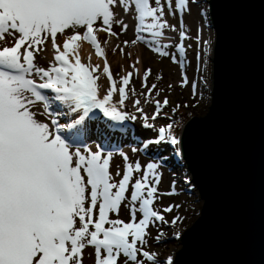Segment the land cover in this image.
<instances>
[{
	"label": "snow or ice",
	"instance_id": "1",
	"mask_svg": "<svg viewBox=\"0 0 264 264\" xmlns=\"http://www.w3.org/2000/svg\"><path fill=\"white\" fill-rule=\"evenodd\" d=\"M173 3L181 16L180 42L170 52L173 45L160 40L165 29L176 31V26L164 19L161 0H0V264H83L88 247L93 249L89 256L94 257V264H164V258L158 259L145 246L150 226L181 220L176 216L166 221L164 216L179 205L162 211L155 207L160 195L176 194L175 186L159 193V163L150 162L142 169L140 162H128L124 153L122 177L115 182L110 171L113 153L102 146L95 151L89 147L84 141V124L96 109L113 121L135 120L122 110L130 94H136L134 78L147 90L141 93L146 102L155 104L153 119L162 105H168L167 97L162 102L152 100L157 89L155 83L148 85L152 69L146 68L140 77L138 57L130 65L131 71L114 78L103 46L108 41L102 44L98 34L118 38L129 25L117 19L115 8L134 11L135 38L123 44L142 42L183 70L184 42L189 38L183 14L190 11V0H167L170 11ZM115 27L120 28L119 33ZM58 36L64 37L62 44ZM49 41L53 58L47 67L40 66L37 56L47 51ZM84 42L104 60L102 72L90 56L88 63L82 62ZM117 50L131 56L120 45L113 49ZM102 77L108 86L101 96ZM188 83L184 73L181 85ZM191 87L196 95L197 84L193 82ZM45 90L54 95H46ZM54 102H59L55 108ZM133 103L143 113L141 101ZM61 117L71 122L61 123ZM144 119V126L152 129L146 123L148 117ZM66 129L75 131L66 138L62 134ZM162 142L181 144L173 124L160 127L158 138L144 146ZM136 173L141 175L134 179ZM122 205L130 215L128 222L111 218L112 214L119 217ZM166 264H173L172 257H167Z\"/></svg>",
	"mask_w": 264,
	"mask_h": 264
},
{
	"label": "water",
	"instance_id": "2",
	"mask_svg": "<svg viewBox=\"0 0 264 264\" xmlns=\"http://www.w3.org/2000/svg\"><path fill=\"white\" fill-rule=\"evenodd\" d=\"M202 16L204 90L178 137L192 185L173 264H264V0H202Z\"/></svg>",
	"mask_w": 264,
	"mask_h": 264
},
{
	"label": "rangeland",
	"instance_id": "3",
	"mask_svg": "<svg viewBox=\"0 0 264 264\" xmlns=\"http://www.w3.org/2000/svg\"><path fill=\"white\" fill-rule=\"evenodd\" d=\"M167 0H161L162 5L165 7V14L167 10ZM174 4V3H173ZM175 8V7H174ZM190 11H185L183 14L184 20V28L188 33L189 38L184 42L187 50V56L185 58V68L181 70L179 65L171 62L170 58H165L164 61L168 64V68L160 67V68H152V75L148 79V85L151 86L153 83L157 85V89L154 90L152 95V100H160L161 102L165 97L168 98V105H162L160 109V114L153 119L155 115V104L146 102V96L141 95V93L146 92L147 90L141 87L140 79L136 78L133 81V84L136 88L135 96L130 94L129 99L125 102L123 106V111L127 112L130 115H134L136 117L135 120L126 119L124 121H113L108 117H105L103 113L96 109L93 110V113L89 114V117L85 118V123H88V130L91 131L92 124L99 122L98 129L100 131V136L103 141L98 138H90L91 142L86 141L88 146H93L95 149L97 146H102L106 151H111L113 153L111 160L110 171L113 175L114 181L118 182L121 177L125 167V161L121 156V153H124L128 156V162L135 163L140 162L142 165V169L146 167V165L150 162L159 163L160 167L158 169L161 174V182L158 186L159 193L164 194L171 191L172 187L175 186L176 194L175 195H160V199L156 202L155 207L160 209L169 205H179V207H174L173 211L170 213H164L166 221L173 220L176 216L181 217V220L176 224L171 223H159L150 226L149 228V236L148 244L145 246V249L150 252H156L158 259L164 258V264H166L167 257H172L174 260L177 256L178 251L182 248V237L186 232V224H187V216H188V208H189V200L191 193V177L188 174L187 168L184 165L183 159L180 157L179 153L176 151V146L170 145V149L161 152V154L156 155L157 148L154 143L148 144L147 148H145V144L150 140H155L158 134V129L162 126L168 124V121H175L181 116L189 115V119L182 122V126L180 127L179 134L184 127V125L194 116H200L201 114V106H202V98H203V90H204V52H203V16H202V0H195L192 2L190 0L189 3ZM118 15L119 19H123L125 23L130 24L131 31L133 28V32L135 29V24L133 20L135 19L134 11L125 13L122 7H118ZM176 16L170 21L166 15L164 19L168 20L170 25L176 26V31H173L171 28H168L169 31L174 32L172 37H162L161 43H170L173 45L172 48L168 50L170 52H175V45L180 42L179 40V31H180V13L175 9ZM147 36V33H145ZM197 36H199V40H197ZM111 38L107 40V44H103V46L108 47L109 45H114L116 48L117 45L125 48V53H131V56L127 55V59L129 60V70L131 71L130 65L133 64L136 60L132 59V51L131 47H127L124 44L121 45V38L116 39ZM104 40V41H105ZM125 41V40H123ZM138 43V42H137ZM136 43V44H137ZM49 45V49L51 50V54L48 57V62L53 58V51L51 42H47ZM89 45V53L88 51H83L84 56L82 57V62L88 63L89 56L91 57V63L96 65H100V71L102 72L104 60L96 55L94 48ZM190 45V47H189ZM201 54V59L197 60V54ZM112 57H108L107 59L110 63V67L112 62H118L119 58L123 55L118 51H112ZM138 57V56H137ZM44 58V52L37 56V62L40 66L47 67L48 62L42 61ZM112 58L113 61H112ZM164 58V57H163ZM179 58V57H178ZM45 59V58H44ZM112 61V62H111ZM140 77L143 76L144 70L141 69V66L138 64ZM164 68V69H162ZM116 78L119 76L125 75L128 72L127 68H123L119 66V64L115 67ZM186 73L188 77L189 83L186 86L181 85L182 75ZM161 76L162 78L157 80L156 77ZM195 82L197 84L196 95H193L192 92V83ZM99 83L104 85V88L101 89V96L105 94V90L108 84L106 77H102ZM171 85V87H169ZM156 92L160 94L155 95ZM50 93V92H49ZM54 95V94H52ZM118 99V97H116ZM135 99H139L141 101L139 107L144 111L143 113L138 112L136 106L133 101ZM59 103V102H58ZM42 107V106H41ZM179 111V114H175V111ZM145 116L148 117L146 123L152 124L153 128L148 129L144 126L145 124ZM85 125V124H84ZM178 134V137H179ZM107 146H103L104 143ZM169 150H171L169 152ZM169 154L172 156L171 160L161 159L162 156ZM163 156V157H164ZM119 171L121 176H117L116 173ZM141 173H136L135 178H139ZM111 218H120L128 222L130 220V215L127 212L125 206L122 205L119 217L115 214L111 215ZM137 219H139V214ZM179 234L178 236L176 234ZM157 236L161 238L159 240L156 239ZM91 252V247H88L84 253L83 264H90L87 260V255ZM143 259V257H141ZM146 264H152V262H147Z\"/></svg>",
	"mask_w": 264,
	"mask_h": 264
},
{
	"label": "bare ground",
	"instance_id": "4",
	"mask_svg": "<svg viewBox=\"0 0 264 264\" xmlns=\"http://www.w3.org/2000/svg\"><path fill=\"white\" fill-rule=\"evenodd\" d=\"M166 2L167 1H165V3ZM174 7H175V5L173 4V9L171 11L168 8L166 10L167 14H165V15L170 21H172L175 18V16H176ZM115 12L118 14V12H119L118 7L115 8ZM173 12L175 14H173ZM117 19H119V15H117ZM133 22L137 23L136 19H134ZM128 25H129V28H128L127 32L119 35V37L116 38V39H120L121 38V45H123V40H129L130 41V40L135 38V35H134V32H133V28H132V31H131L130 30L131 26H130V24H128ZM114 30L117 31L118 33L120 32V28L119 27H115ZM173 33L174 32H171L168 29H165V34H164L163 37H172ZM106 38H108V37H107V35L105 33H99L98 34V39L101 42H104V40ZM63 39H64V37L58 36V43L62 44L63 43ZM108 39H111V38H108ZM116 42H117V40H116ZM114 45H115V43H114ZM114 45H109L108 47H106V54L108 55V57H110V56L112 57L111 53H112V51L114 49ZM48 46L49 45L47 44V51L44 52V58L45 59L42 58V61L46 60L45 61L46 63L48 62V57L51 54V50L49 49ZM128 46L131 47L132 59L136 60L137 56H138V58L140 60L139 65L141 66V69H143V70H145L146 68H151L152 69L153 67L154 68H160V67L168 68L169 65L166 64L165 61H164V59L166 57L163 58V57H160L159 55L153 53L144 43L138 41L137 44H135V45L128 44L127 47ZM84 50L88 51L87 53H89V45H88L87 42H84L82 44L81 49H80L81 58L84 56V54H86V53H82ZM113 59L114 58H112V61H113ZM118 64H119V66H121L123 68L125 67V68L128 69V71H130L129 68H128L129 67V60L127 59V55L124 54L122 57L119 58L117 63L116 62H114V63L112 62V64H111V70L113 72L114 78H116V76H117L115 74L114 70H115V67ZM164 68H162V69H164ZM134 79H136V78H134ZM134 79H133V81H134ZM107 86H108V84H107ZM38 118L44 119L43 117H38ZM62 123H64V122H62ZM98 126H99V122L93 123L92 124V129H91V131H89L90 133L88 135H89V138H96V139L98 138L99 140L103 141V139L100 136V131L98 129ZM103 143H104L103 146H107L105 142H103ZM89 147H91L94 151L96 150L93 146H89ZM92 252H93V249L91 248V252L90 253H92ZM89 254L87 255V258H88L87 260L89 261L90 264H94V257H90Z\"/></svg>",
	"mask_w": 264,
	"mask_h": 264
},
{
	"label": "trees",
	"instance_id": "5",
	"mask_svg": "<svg viewBox=\"0 0 264 264\" xmlns=\"http://www.w3.org/2000/svg\"><path fill=\"white\" fill-rule=\"evenodd\" d=\"M175 114H179V111H175ZM189 115L187 114L186 116H181L180 115V117L181 118H178V119H176L175 121L173 120V121H168V124L169 123H171V124H173V132H174V134L177 136V138H178V134H179V131H180V127L182 126V122L184 123L185 121H187L188 119H189V117H188ZM185 120V121H184ZM156 138H158V135H157V137ZM155 147L157 148V152H156V154H160L161 152H163V151H165V150H168V149H170V144H168L167 142H162L161 144H159V145H157V144H155ZM176 147H177V145H176ZM171 150H169V152H170ZM177 151V150H176ZM164 156V155H163ZM162 156V157H163ZM166 158V160H171L172 159V156L171 155H169V154H166L164 157H163V159H165Z\"/></svg>",
	"mask_w": 264,
	"mask_h": 264
}]
</instances>
